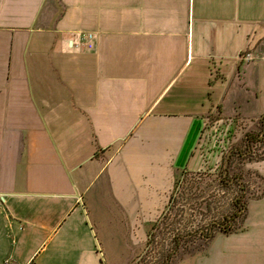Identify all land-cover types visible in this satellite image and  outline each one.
I'll return each mask as SVG.
<instances>
[{"label": "crops", "instance_id": "crops-1", "mask_svg": "<svg viewBox=\"0 0 264 264\" xmlns=\"http://www.w3.org/2000/svg\"><path fill=\"white\" fill-rule=\"evenodd\" d=\"M236 114L264 116V0H0V201L12 218L30 198L41 230L91 216L135 248L174 177L202 166L209 120ZM55 234L42 243L56 241L55 264H101L90 241ZM200 251L197 264H264V232L219 231Z\"/></svg>", "mask_w": 264, "mask_h": 264}, {"label": "rangeland", "instance_id": "rangeland-1", "mask_svg": "<svg viewBox=\"0 0 264 264\" xmlns=\"http://www.w3.org/2000/svg\"><path fill=\"white\" fill-rule=\"evenodd\" d=\"M247 108L252 111L253 104H248ZM262 119L263 114L250 117L236 114L225 118L214 116L209 120L195 151L202 166L174 177L171 189L164 193L160 203H155L152 221L144 228L138 226L135 248H123L118 232L99 224L91 216L87 228L81 224L70 232V220H63L54 231L52 228L41 230L38 224L42 215L33 210L35 200H19L23 216L20 219L12 218L14 202L9 205L1 200L0 262L10 258L15 263L14 253L18 257L19 253L29 256L37 251L34 264L39 261L55 264L59 255L54 252L55 247H59L56 241L44 250L47 244L42 243L56 231V238L73 236L86 240L87 244L90 241V248L99 253L101 264H197L199 258L205 257L200 250L209 244L206 237L212 231L219 232V225L227 221L234 232H264L254 224L264 212V203L261 204L264 201ZM246 135L260 142H252L249 147ZM248 217L251 219L246 224ZM142 229L145 233L140 232ZM231 246L234 243L228 239V248ZM69 247L60 246L62 251Z\"/></svg>", "mask_w": 264, "mask_h": 264}, {"label": "trees", "instance_id": "trees-1", "mask_svg": "<svg viewBox=\"0 0 264 264\" xmlns=\"http://www.w3.org/2000/svg\"><path fill=\"white\" fill-rule=\"evenodd\" d=\"M261 125L264 127V119L261 120ZM245 141H246L247 146H249V147H250L252 142H255V143L260 142V140H256L253 137L251 138L250 135H246V140ZM219 227H220V232L221 233H225V234L228 233L229 234L231 232H234V230H232V225H231L230 221L225 222L223 225H219ZM213 235H214V232L212 231L209 234V236L206 237L207 240L210 241L212 239Z\"/></svg>", "mask_w": 264, "mask_h": 264}, {"label": "built area", "instance_id": "built-area-1", "mask_svg": "<svg viewBox=\"0 0 264 264\" xmlns=\"http://www.w3.org/2000/svg\"><path fill=\"white\" fill-rule=\"evenodd\" d=\"M252 53L251 52H246L243 55H241V60H243V62H247L249 63L252 60Z\"/></svg>", "mask_w": 264, "mask_h": 264}]
</instances>
